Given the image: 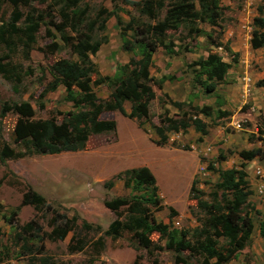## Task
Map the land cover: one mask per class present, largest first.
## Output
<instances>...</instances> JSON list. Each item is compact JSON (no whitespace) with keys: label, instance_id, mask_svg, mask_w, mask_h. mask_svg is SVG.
Wrapping results in <instances>:
<instances>
[{"label":"rangeland","instance_id":"rangeland-1","mask_svg":"<svg viewBox=\"0 0 264 264\" xmlns=\"http://www.w3.org/2000/svg\"><path fill=\"white\" fill-rule=\"evenodd\" d=\"M219 2L222 16L218 26L199 23L203 32L191 37L187 36L188 27L180 25L175 30L167 31V38L175 44L174 53L168 54L162 47L154 52L149 70L158 83L152 84L154 98L148 104L149 122H144L140 127L134 118L118 111L103 112L101 118L115 120V131L91 134L82 150L33 154L16 159L9 157L0 161V264H183L175 260V253L166 247V239L158 232L149 235V249L137 247L125 232L118 238L104 233L112 220L116 217L124 220L125 216L122 207L118 209L117 216L104 202L133 194L123 180L114 177L125 169L140 166L149 168L155 177L161 207H150L147 219L152 224L162 222L176 229H192L198 225L201 210L196 205L195 196L199 194L209 199V192L218 176L217 171L205 168L208 161L213 162L216 169L245 164L247 179L249 184L252 181L250 186L254 187L255 180L251 173L256 164L264 166V161H259L264 156H258L255 165L247 163L246 167L240 152L264 148V111L257 107L251 109L253 95L257 94L253 86L249 100L238 105L235 103L237 84H234L233 75L241 61L254 72L264 70L262 63L259 65L254 56L252 60L248 59L252 55L248 51L252 20L258 15V6H264V0ZM77 3L84 10V23L95 20L96 27L107 17L105 11H116L124 25L131 18L139 25L156 21L140 15L139 7L126 0H77ZM61 4L60 0H26L24 6L11 0H0V21L9 20L14 10L18 11L17 15L21 14L22 20L29 6L37 9L43 18L28 57L24 56L20 48L14 53L4 48L0 50V63L5 66L9 76L7 79L0 73V150H20L19 143L26 136V118L11 109L13 103L28 101L34 111L32 118L40 119H59L61 114L72 108L71 102L64 100L63 86L51 92L44 89L51 79L49 66L54 61L60 58L76 59L70 45L73 40L64 44L54 26V23L61 24L63 21L64 33L67 36L76 35V31L70 28L72 14L67 10L68 18L64 20L60 14ZM164 12V9L160 10L158 16L161 18ZM238 25L240 30L237 34ZM118 26L115 17L111 16L104 30L97 27L90 35L92 39L107 37L96 55L90 56L100 75L112 74L115 62H126L133 55L122 50ZM230 27L233 33L226 39L225 33ZM81 28L84 27L79 25L78 29ZM212 39L221 42L222 46L214 47ZM52 44H56L58 50L51 52L49 46ZM181 45H186L187 51L185 48L179 49ZM232 45L233 49H230ZM224 46L228 47V52ZM209 50L217 52L229 62L236 54L237 61L231 62V73L219 83L216 91L206 94L193 83V68L197 67L191 64L199 57H206ZM162 77L164 79L161 80ZM93 78L94 75L90 77L89 85L95 94L99 98L107 97V85L94 84ZM262 78L264 76L259 79ZM253 85L256 86L255 83ZM263 98L257 95V100ZM169 99L182 103L181 109L173 106ZM219 102L225 103L224 109L220 110L229 114L217 115ZM202 105L212 108L211 116L198 115L206 123L205 135L190 126L186 131H168L164 145L154 142L158 137L152 125H159L161 116L176 118L186 112L192 117L194 107ZM124 108L128 113L130 102H125ZM233 120H239L240 126H233ZM207 147L210 150L204 153ZM219 154L226 156V159L219 161ZM109 180L113 182L111 185L107 183ZM193 180L194 190H191ZM26 185H30L51 204L50 211L45 205L35 207L33 204L21 203ZM200 191L203 193H198ZM133 192L141 193L140 190ZM252 201L248 199L247 204L253 205ZM14 209L17 213L10 223L4 216L7 217ZM52 212L66 213L68 217L76 215L79 227L61 239L48 238L46 234L53 227ZM30 219H35L41 226L42 240L27 238L28 235L22 240L16 238L15 232ZM81 220L99 226V230L93 227L84 229ZM100 237L104 245L98 250L96 241ZM78 244L83 245V248L72 249ZM24 245L29 246L31 251L24 249ZM182 253L183 256L187 255L186 251ZM187 260L190 264H199L201 257L189 255ZM225 264H264L259 239L253 236L250 245Z\"/></svg>","mask_w":264,"mask_h":264},{"label":"trees","instance_id":"trees-1","mask_svg":"<svg viewBox=\"0 0 264 264\" xmlns=\"http://www.w3.org/2000/svg\"><path fill=\"white\" fill-rule=\"evenodd\" d=\"M133 6H138L140 15H144L155 22L149 24H135L131 18L125 25L116 11H105L104 17L98 29L104 30L107 20L114 16L116 23L120 25L119 35L121 48L133 55L124 63L115 62V68L110 75L98 74L96 64L90 56L96 55L101 45L107 41L106 36L92 39L90 35L96 30L95 20L84 23L83 14L77 5V0H60V14L66 20L67 10L72 14L70 28L76 31L75 36H67L64 33V23H54L56 30L61 34L64 44L71 43L75 60L60 58L49 66L51 79L46 83V92L56 90L63 86L65 90L64 100L71 102L72 108L61 114V118L48 117L44 119L32 118L34 111L28 101L13 103L11 109L26 118L24 128L26 136L19 143L20 150H0V161L6 158L16 159L33 154H57L66 151H78L84 149L91 134L111 132L116 129L114 119H103V112L118 111L124 116L134 118L138 126L149 122L148 104L154 98L152 84L158 83L150 74L149 67L152 63L154 52L162 47L166 53L171 54L175 44L167 38L168 30H175L180 25L188 27L187 36L201 35L203 32L199 23H207L211 27L218 26V20L222 16L219 0H126ZM12 3L26 5V0H11ZM59 4V1H58ZM27 12L17 15L14 10L11 18L0 21V50L7 49L14 53L17 48L22 49L25 57L35 44L36 33L42 23V16L33 6H29ZM164 9V15L160 18L158 12ZM258 15L252 20L249 43L252 48L264 47V6H258ZM76 19L78 20L76 23ZM83 21V23H82ZM81 25V29L78 26ZM210 36V34H207ZM191 36V37H193ZM75 39V41H74ZM211 39V38H210ZM214 47L222 46L221 42L211 40ZM50 51L58 50L56 44L49 46ZM48 47V48H49ZM177 47V46H176ZM181 50L186 45L179 46ZM228 52V47L224 46ZM187 51V50H186ZM176 54H178L176 52ZM236 54L225 61L215 51L209 50L206 57H199L192 62L193 83L203 92L212 93L216 86L224 79L225 74L231 67V62H236ZM0 73L5 78L7 69L0 63ZM94 75V84L105 83L109 93L105 98H99L90 87V77ZM164 77L161 78V80ZM160 85V82H159ZM256 85L264 87V78L256 81ZM130 102V111L127 113L124 103ZM169 102L181 109L180 102L169 99ZM211 116L212 108L209 105L195 106L193 118L184 112L179 117L161 116L159 125H152L157 135L154 142L164 145L167 142L168 131H186L190 126L202 134L207 132L206 123L198 116ZM229 112L217 108V115L224 116ZM245 159L255 156H264V148L243 150L240 152ZM226 156L219 154L218 160H224ZM239 167L216 169L213 162L208 161L206 168L217 171V181L209 192V199H204L198 194L195 196L196 205L201 210L198 225L192 229L170 228L167 224L158 222L152 224L147 219L150 207L160 209L161 200L157 194V185L153 173L147 166L125 169L118 172L114 177L124 181L126 187L131 188L133 194L115 197L106 200V207L116 212L120 207L125 212L124 220L116 217L104 231L112 238H118L125 232L129 240L137 247L149 249V235L158 232L166 239V247L175 253V260L183 264H190L187 260L189 255L201 257L199 264H225L233 259L238 252L249 246L254 231L252 214L259 213L253 205L247 203L252 193L245 164ZM194 180L191 190H194ZM108 185L113 182L109 180ZM141 191L134 193L133 191ZM203 193V192H198ZM21 203L33 204L35 207L45 205L47 211L51 210V204L47 203L43 196L38 194L30 185H26L22 193ZM17 211L14 209L6 218L12 222ZM78 217H68L66 213L52 212L51 231L46 234L48 238H63L70 231L79 227ZM84 229L95 228L85 220H81ZM41 226L35 219H30L15 232L18 240L37 238L42 240ZM258 234L264 237V216L258 227ZM80 244V243H79ZM78 244V245H79ZM23 245V244H22ZM104 242L100 237L96 241V249L101 250ZM42 247V245H41ZM79 250L83 245L72 246ZM31 251L29 246H23ZM41 249V248H40ZM186 251L187 255L183 256ZM264 260V244H263ZM42 264H45L42 263ZM134 264H137L136 262Z\"/></svg>","mask_w":264,"mask_h":264},{"label":"crops","instance_id":"crops-1","mask_svg":"<svg viewBox=\"0 0 264 264\" xmlns=\"http://www.w3.org/2000/svg\"><path fill=\"white\" fill-rule=\"evenodd\" d=\"M236 27H237L236 33L238 34L239 30H240V25H238ZM232 33H233V31L230 27L227 30V32L225 33L226 39L228 37H230L232 35ZM249 39H250V37H249ZM230 44H231V42L228 45H230ZM233 45H235V44L233 43ZM233 45L229 46L230 49H233ZM249 45H250V43H249ZM248 51H251L250 54H252L251 56H249L250 58H248V59L252 60L251 57L254 56V58L256 60H258L259 65H260V63H262V65H263L262 67H264V60H263L264 57L262 55V54H264V47H259V48L254 49L250 45V49ZM120 63H124V62H120ZM246 66H247V64H245L244 61H243V63L241 61V63H239V68H237L238 70L236 71V74L233 75L234 81H235L234 84H237V87H236V97H235L236 101L235 100L231 101V105L234 101L238 105V104L242 103L243 101H246L247 99L249 100L250 96L252 95V92H253V90H251V87L253 86V88L256 89L257 94L253 95L252 99H254V101H253V104L251 105V109H253V107H257L259 110L264 111V98L261 100H257V95L264 96V87L253 85L254 83L256 84V81L260 77L264 76V70H263V72H260V71L254 72V70H250L249 67L246 68ZM231 67L229 69H231ZM229 69H228L227 73L225 74L224 79H226V77L231 73V71H229ZM218 85L216 86L214 91H216ZM206 94H210V93H206ZM228 99H231V97L228 96ZM224 105H225V103L219 102L218 103L219 109H222V108L224 109ZM235 121H238V120H233L231 123L233 124ZM204 153H206L205 150H204ZM240 157L242 158V161L246 163V167H247V163H251V165L253 163V165H255L254 162H257L256 159L259 158L258 156H255L254 158H251V159H245L241 155H240ZM260 159H259V161H264V158H260ZM224 160H221V161H224ZM257 167L264 168V166L259 165V164L258 165L256 164L253 167V171H252L251 175H252L253 179L255 180V182H254V187L250 186L252 193L250 194L248 199L253 200L252 202H253L254 208L259 211L258 214L255 212L252 214V220H253V225H254V231L252 233V238L254 236V237H257L259 239V241H260V255L262 256V260H263L264 237H261L258 234V227H259V222H260L261 218L264 216V181H260L259 178H257V177L255 179L254 170ZM247 178H248V174H247ZM251 183H252V181H251ZM260 200H261V202H259Z\"/></svg>","mask_w":264,"mask_h":264},{"label":"built area","instance_id":"built-area-1","mask_svg":"<svg viewBox=\"0 0 264 264\" xmlns=\"http://www.w3.org/2000/svg\"><path fill=\"white\" fill-rule=\"evenodd\" d=\"M233 125H234L235 127H239V126H240L239 120H238V121H235V122L233 123ZM209 150H210V147L205 148V152H208ZM205 168H206V167H205ZM201 169H204V168L201 167ZM254 175H255L257 178H259L260 181H264V168H262V167H257V168H255V170H254Z\"/></svg>","mask_w":264,"mask_h":264}]
</instances>
